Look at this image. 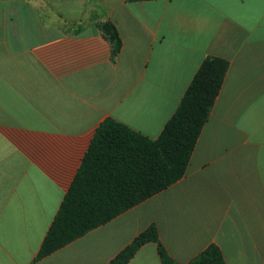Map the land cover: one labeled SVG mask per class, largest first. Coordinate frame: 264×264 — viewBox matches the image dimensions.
Wrapping results in <instances>:
<instances>
[{"label": "crops", "instance_id": "1", "mask_svg": "<svg viewBox=\"0 0 264 264\" xmlns=\"http://www.w3.org/2000/svg\"><path fill=\"white\" fill-rule=\"evenodd\" d=\"M208 58L229 66L185 176L38 259L101 124L157 140ZM153 226L178 264H264V0H0V264H110Z\"/></svg>", "mask_w": 264, "mask_h": 264}, {"label": "trees", "instance_id": "2", "mask_svg": "<svg viewBox=\"0 0 264 264\" xmlns=\"http://www.w3.org/2000/svg\"><path fill=\"white\" fill-rule=\"evenodd\" d=\"M101 28L118 53L122 44L115 26L107 22ZM228 66L224 59L205 60L157 140L115 120L101 124L48 231L38 259L109 223L185 176ZM150 242L158 244L162 264H178L162 245L154 226L141 233L110 264H128L138 250ZM189 264H225V259L221 249L211 245Z\"/></svg>", "mask_w": 264, "mask_h": 264}]
</instances>
